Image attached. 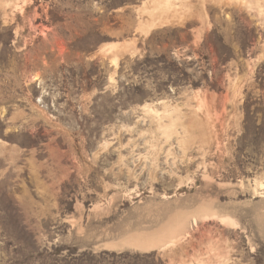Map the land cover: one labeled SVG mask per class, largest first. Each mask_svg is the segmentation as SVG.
<instances>
[{
    "label": "rangeland",
    "instance_id": "rangeland-1",
    "mask_svg": "<svg viewBox=\"0 0 264 264\" xmlns=\"http://www.w3.org/2000/svg\"><path fill=\"white\" fill-rule=\"evenodd\" d=\"M0 264H264V0H0Z\"/></svg>",
    "mask_w": 264,
    "mask_h": 264
}]
</instances>
